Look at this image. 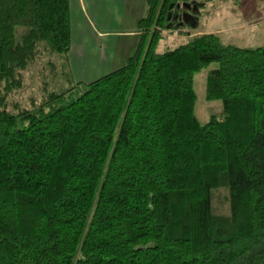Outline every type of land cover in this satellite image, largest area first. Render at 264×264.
Masks as SVG:
<instances>
[{
    "label": "trees",
    "instance_id": "trees-1",
    "mask_svg": "<svg viewBox=\"0 0 264 264\" xmlns=\"http://www.w3.org/2000/svg\"><path fill=\"white\" fill-rule=\"evenodd\" d=\"M187 2L146 0L125 64L84 83L71 0H0V264H264V45L159 51ZM214 61L223 110L202 124L194 74ZM41 62L65 82L10 107Z\"/></svg>",
    "mask_w": 264,
    "mask_h": 264
},
{
    "label": "rangeland",
    "instance_id": "rangeland-1",
    "mask_svg": "<svg viewBox=\"0 0 264 264\" xmlns=\"http://www.w3.org/2000/svg\"><path fill=\"white\" fill-rule=\"evenodd\" d=\"M72 1L73 8H87L85 0ZM133 1H135L136 6L129 4L128 0L123 6V8H130L127 12H124L126 15L124 17L123 25H120L118 27V31L116 32L109 31L108 33L111 37H107L103 40V47L99 49V52L100 58L102 57L105 63L100 61V65L104 64V68L99 71L89 68V66L93 64L90 63L91 60L89 59L93 57V51H97L98 53V47H95V43L97 41L94 43L93 36L98 39V32L100 31L99 26L90 17V20L88 21L90 24V31H88L86 28L87 21L84 20L85 23L83 25L81 24L84 16L80 14L74 15V33L70 59L75 61L74 57L80 56V52L83 51L84 58L80 57L79 59L84 60V65L88 64L85 60L90 63L84 67H80L79 65L77 66L76 64L73 68L76 81H82L84 83L91 82L108 72L122 67L125 64V62H123V57L129 53L130 49L136 44L138 38L137 26L135 25V28L131 30L129 29V25H131L129 18H131V15L134 13L133 8H144L145 5L144 0ZM263 1L264 0H239L238 2L234 0H189V2L185 4L186 7L183 6L184 8H182L180 12L184 13L183 20L187 24H185V26H181V29L176 31L166 30L158 50L163 51L169 48H174L177 45L186 42L189 38L206 32L217 33L226 44H235L242 47L262 46L264 45V32L261 33V31L258 30L257 32L262 35H256L257 38L254 37L250 39V37H246V35L253 33L251 29L230 30V27L237 24V22L231 18L237 8H252V5L256 3L260 4ZM191 3L196 5L193 10L187 9V6ZM122 4L123 3L120 2V5ZM113 30H115V28H113ZM79 34L80 36L82 35L83 40L81 39L77 42L75 37L77 38ZM81 41L83 43H81ZM94 47L96 48L95 50L93 49ZM100 58L98 59L100 60ZM48 59L55 61L57 60V57L53 55L52 58H49L47 52H44L43 60ZM42 63L43 62L37 63L35 66H31L23 72L24 85L10 94V107L15 102H18L21 105H28L34 100L38 101L43 97L45 87L49 86L50 89L57 90L58 87L56 85H60L65 82L60 74H54L49 67H46V64L44 65ZM218 67L219 62H210L194 74V89L197 93L195 114L202 124L208 122L212 115L218 114L223 110L222 101L220 99L209 100L207 98L208 76L212 70ZM216 200V207L218 210L222 213H228L226 204L219 203V198Z\"/></svg>",
    "mask_w": 264,
    "mask_h": 264
},
{
    "label": "crops",
    "instance_id": "crops-1",
    "mask_svg": "<svg viewBox=\"0 0 264 264\" xmlns=\"http://www.w3.org/2000/svg\"><path fill=\"white\" fill-rule=\"evenodd\" d=\"M85 1H86L87 8H73V1L71 0L73 30H74V15L75 14H80V15L84 16V19L82 18L83 21L81 22V24L83 25L85 23L84 20H86L87 21L86 22L87 23L86 28L88 29V31H90V24L88 22L90 20V17L99 26L100 31L98 32L99 33L98 39H97V37L93 36L94 43L97 41L95 43V45H96L95 47L96 48L98 47V53H97V51H93V54H92L93 57L92 58L88 57L91 60L90 63H93V64H91V66H89V68L95 69L96 71H99V70L104 68L103 67L104 64L100 65L101 64L100 61H103V58L102 57L100 58V52H99V49H101L103 47V45H102L103 40L106 39L107 37H111V35L108 33L109 31H115V32L118 31V27L120 25H123V23H124V17L126 15L124 12L125 11L127 12L128 9H130V8H123L124 4L127 3V0H85ZM234 1L238 2L239 0H234ZM120 2H122L123 4L120 5ZM128 3L131 4L132 6H136L135 1H133V0L132 1L128 0ZM144 4H145L144 8H133L134 11L133 10L132 11L134 13H133V15H131L132 17L129 18V22L131 24V25H129V29L131 30V29L135 28V25L138 28L137 42H138L139 34H140L139 20L141 19V17L145 13L146 0H144ZM231 18H232V20L236 21L237 24H234L232 27H230V30L231 29L232 30L251 29V31L253 33L250 35H246V37L248 36V37H250V39H252L254 37L257 38L256 35L261 36L262 35L261 33L264 32V1L261 2L260 4L256 3V4L252 5V8H237V10H235V13L232 15ZM113 28H115V30H113ZM258 30H260L261 33H258L257 32ZM73 33H74V31H73ZM75 39L77 42L81 39L83 40L82 35L80 36V34L77 38L75 37ZM137 42H136V44H137ZM81 43H83V42L81 41ZM86 43H88V42H86ZM136 44L130 49L129 53H127L125 55V57H123V62H126V59L131 54V52L135 48ZM84 46H86V45H84ZM95 47L93 48L94 50L96 49ZM80 57L84 58L83 51L80 52V56L74 57L75 61L73 59L72 60L70 59L72 69L76 66V64H77V66L79 65L80 67H84V66H87L90 64L87 60H85L88 64L84 65L83 64L84 60L83 59L80 60L79 59ZM98 58H100V60ZM102 63H105V62L103 61ZM73 72H74V70H73ZM74 76H75V74H74ZM79 78H83V77H79Z\"/></svg>",
    "mask_w": 264,
    "mask_h": 264
},
{
    "label": "water",
    "instance_id": "water-1",
    "mask_svg": "<svg viewBox=\"0 0 264 264\" xmlns=\"http://www.w3.org/2000/svg\"><path fill=\"white\" fill-rule=\"evenodd\" d=\"M185 4H186V3L183 4L184 7H186ZM195 6H196V5H194V6H193L194 8H193L191 5H189V6H187V9H192V10H193V9H195ZM178 7H179V5H178Z\"/></svg>",
    "mask_w": 264,
    "mask_h": 264
},
{
    "label": "flooded vegetation",
    "instance_id": "flooded-vegetation-1",
    "mask_svg": "<svg viewBox=\"0 0 264 264\" xmlns=\"http://www.w3.org/2000/svg\"><path fill=\"white\" fill-rule=\"evenodd\" d=\"M177 15H179L180 18L183 19L184 13L183 12L182 13L178 12Z\"/></svg>",
    "mask_w": 264,
    "mask_h": 264
}]
</instances>
